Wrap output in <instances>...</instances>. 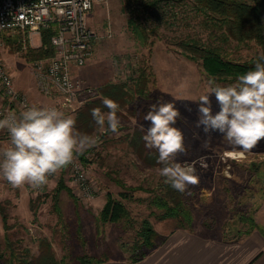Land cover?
I'll return each mask as SVG.
<instances>
[{"label": "rangeland", "instance_id": "obj_1", "mask_svg": "<svg viewBox=\"0 0 264 264\" xmlns=\"http://www.w3.org/2000/svg\"><path fill=\"white\" fill-rule=\"evenodd\" d=\"M140 6L136 0H99L87 14L88 25L101 38L95 45L94 58L86 63L92 62L93 70H82L77 77L93 86L95 97L99 94L98 87L107 82L132 84L142 69L147 79L145 93L134 95L120 107L118 133L99 129L92 136L98 143L88 152L86 167L97 191L95 201V197L83 200L79 196L69 181L68 168L54 175L38 193L28 185L13 187L0 177V208L6 213L7 224L5 227L0 214V264H33L41 252L39 245L43 239L50 243L57 264H68L83 254L89 257L97 254L96 259L101 255L130 259L136 252L132 248L142 219H149L158 233V242L166 231L179 225L173 218L156 217L160 210L150 199L159 192L163 181L160 167L142 161L129 145L128 138L136 129L146 133L150 122L144 116L157 99L171 101L179 109L181 117L175 126L183 132L187 151L177 161L195 162L200 177L198 186L190 187V194H184L193 221L222 226L242 222L263 199L264 140L253 150L243 152L229 145L221 134L206 135L196 127L198 101L207 93L212 78L199 61L185 55L180 45L183 38L206 34L199 27V17L191 9V1L160 0L154 6L155 11L149 7L140 10ZM131 16L140 29L130 24ZM139 30H143L142 34ZM23 43L19 31L1 32L0 54L13 76L17 74L20 80L24 76L26 82L36 86L33 64L45 57H39L32 48L39 46L41 40L36 36ZM229 51L230 58L243 61L260 49L251 41L237 47L232 44ZM234 82L216 84L227 86ZM34 89L37 94V87ZM210 99L213 112L219 111L214 94ZM76 111L63 112L75 116ZM150 150L158 152L154 148ZM61 178L70 192H59L57 212L53 193ZM128 187L138 189L131 191ZM123 190L128 194L122 201L130 218L97 223L95 218L102 208L100 200L105 203L107 193L120 198L119 192Z\"/></svg>", "mask_w": 264, "mask_h": 264}, {"label": "clouds", "instance_id": "obj_2", "mask_svg": "<svg viewBox=\"0 0 264 264\" xmlns=\"http://www.w3.org/2000/svg\"><path fill=\"white\" fill-rule=\"evenodd\" d=\"M207 93L198 101L196 127L206 135L221 134L229 145L249 152L264 140V55L254 70L239 75L227 86L209 80ZM71 89V85H68ZM215 96L219 111L213 112L210 96ZM108 109L91 110L99 129L118 133L121 122L117 115L120 106L104 98ZM187 111H191L188 108ZM181 117L171 101H157L150 105L144 119L149 123L143 136L146 147L158 151L159 175L164 183L181 194L198 186L199 175L195 162H178L186 153L183 132L176 127ZM7 130L9 143L0 146V177L13 187L25 185L41 188L49 178L73 163L77 156L98 143V139L81 133L76 119L54 106H26L19 117L15 114L0 118V131Z\"/></svg>", "mask_w": 264, "mask_h": 264}, {"label": "trees", "instance_id": "obj_3", "mask_svg": "<svg viewBox=\"0 0 264 264\" xmlns=\"http://www.w3.org/2000/svg\"><path fill=\"white\" fill-rule=\"evenodd\" d=\"M160 0H136L139 2L140 10L148 8L150 11H155L154 6ZM191 9L199 17V27L205 31V37L188 36L183 38L180 45L185 52V55L190 59L200 62L205 73L215 81H236L239 75L245 74L249 70H254L256 62L260 56L264 55V0H190ZM153 9V10H152ZM134 11V10H133ZM137 18V17H136ZM130 24L138 29L137 20L130 17ZM143 30H139L142 34ZM39 46L32 48L39 57H48L53 54V48L50 44V35L53 33V28H43L41 30ZM20 38V37H19ZM254 42L258 46L260 52L253 57L237 61L230 58L231 52L229 48L233 46L248 45L249 42ZM146 74L142 69L135 78L132 84L122 82H107L98 87V96L83 104L75 112L76 128L79 132L93 136L99 130L98 126L92 118L91 110L100 108L103 112L108 109L103 105L104 98H110L117 102L120 107L134 95H142L145 93ZM129 136V145L133 147L137 155L151 166L162 167L157 163L158 152L145 147L143 140L144 133L135 130ZM92 148L88 149L82 155H79L87 166L89 158L85 157ZM117 183L121 186L123 181L117 179ZM127 189V188H125ZM133 191L136 187H128ZM61 190L70 192V188L64 183L61 178L53 193L54 208L59 212L57 201L58 194ZM120 198L114 197L107 193L106 201L98 214L96 215L97 223L104 222H119L128 220L130 212L125 206L122 198L128 197L126 191L119 192ZM159 211L156 214L158 219L173 218L177 220L178 226L189 227L193 221L192 211L184 201V194L174 190L172 187L164 183L160 184L159 192L155 193L150 199ZM1 219L6 227V213L0 208ZM245 218V217H244ZM245 219H252L248 216ZM253 221L251 222V224ZM79 232V230H78ZM136 240L133 244V251L139 249V253L134 252L130 260L136 261L142 258L150 249L158 242V233L152 226L148 218L141 220L140 226L136 231ZM161 241L163 238L160 239ZM40 254L37 256L33 264H57L56 258L53 256L50 243L46 240L40 241ZM83 264H93L100 259L89 257L85 254L77 257ZM8 264H12L9 262ZM32 264V263H29Z\"/></svg>", "mask_w": 264, "mask_h": 264}, {"label": "built area", "instance_id": "obj_4", "mask_svg": "<svg viewBox=\"0 0 264 264\" xmlns=\"http://www.w3.org/2000/svg\"><path fill=\"white\" fill-rule=\"evenodd\" d=\"M96 1L99 0H0V33L19 31L25 45L33 37H40L43 28H53L50 35L53 54L33 64L37 89L53 102L48 105L33 103L25 92L15 86L13 75L0 54V92L5 98V104L0 107V118L12 114L19 117L25 107L31 105L76 111L95 97L93 86L86 85L74 70L92 58L95 45L101 38L87 23V14ZM106 36H110L109 30ZM85 157H89L88 153ZM67 168L79 196L83 200L93 199L97 191L81 157L77 156ZM44 187L30 189L38 193Z\"/></svg>", "mask_w": 264, "mask_h": 264}, {"label": "crops", "instance_id": "obj_5", "mask_svg": "<svg viewBox=\"0 0 264 264\" xmlns=\"http://www.w3.org/2000/svg\"><path fill=\"white\" fill-rule=\"evenodd\" d=\"M92 64L76 68L75 75L79 76L82 70L92 71ZM13 78L15 86L25 92L33 103L48 105L53 102L37 89L36 94V86L26 82L24 76L22 80L17 74ZM4 104L5 98L0 92V107ZM8 143L6 131H0V146ZM100 203L102 207L104 202L100 200ZM248 217L252 219V224V221L243 218L244 221H234L227 224L229 226L197 221H193L190 227L173 226L166 231L162 241L136 261L122 256L101 255L97 258L100 261L93 264H264V197ZM68 264L83 263L75 260Z\"/></svg>", "mask_w": 264, "mask_h": 264}, {"label": "bare ground", "instance_id": "obj_6", "mask_svg": "<svg viewBox=\"0 0 264 264\" xmlns=\"http://www.w3.org/2000/svg\"><path fill=\"white\" fill-rule=\"evenodd\" d=\"M230 153V152H229ZM239 155V154H238Z\"/></svg>", "mask_w": 264, "mask_h": 264}]
</instances>
